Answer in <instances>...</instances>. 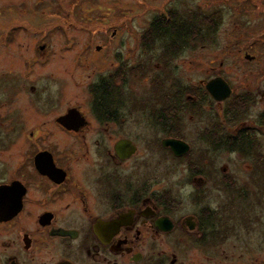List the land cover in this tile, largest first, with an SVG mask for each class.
<instances>
[{
  "label": "rangeland",
  "instance_id": "1",
  "mask_svg": "<svg viewBox=\"0 0 264 264\" xmlns=\"http://www.w3.org/2000/svg\"><path fill=\"white\" fill-rule=\"evenodd\" d=\"M21 1H32L34 7L9 6ZM169 11L187 25L194 22L199 33L188 36V45L171 58L167 74L164 63L154 59L162 43L146 52L139 40L153 16H166ZM205 16L212 19L211 25ZM121 64L128 71L141 66L145 76L138 78L125 70L127 85L114 97L121 104L124 123L114 124V142L124 136L139 148H155L165 137L149 115L157 112L152 103L160 107L150 83L156 76L165 78V87L195 90L219 75L232 86L233 95H251L241 119L234 123L226 121L232 119L228 105L235 96L222 102L202 100L199 110L179 114L181 139L191 146L189 158L196 162L195 158L205 156L200 165L189 168L186 158L174 159L161 150L155 152L154 164L145 168L147 183V176L156 179L149 188L168 191L174 197L176 215L204 207L214 212L221 208L233 227L224 254L212 245L188 246V237H183L180 249H173L167 244L171 238L163 237L157 254L166 258L162 264H238V253L232 248L235 235L242 231L244 236V225H264V0H0V115L17 119L15 111L25 120L22 107L27 106L29 80L46 82L51 97H57L58 81L65 84L64 102L50 116L68 106H89L87 82L99 80ZM240 128L247 129L253 140L246 156L215 146L207 135L213 130L220 134ZM146 158L153 154L146 152ZM202 170L208 178L196 187L191 178L197 172L203 176ZM214 218H219V212ZM263 251H257L258 263L264 259L260 257ZM126 262L118 257L119 264ZM241 264L251 263L245 258Z\"/></svg>",
  "mask_w": 264,
  "mask_h": 264
},
{
  "label": "flooded vegetation",
  "instance_id": "2",
  "mask_svg": "<svg viewBox=\"0 0 264 264\" xmlns=\"http://www.w3.org/2000/svg\"><path fill=\"white\" fill-rule=\"evenodd\" d=\"M28 4L34 7L32 1L9 6ZM188 36L185 42L183 35L172 39L180 53L188 45ZM125 70L138 78L145 76L141 66L128 71L121 64L99 80L87 82L89 106H68L55 116H50V111H57L59 102H64L65 84L58 81L57 97H51L46 82L29 80L27 106L22 107L25 120L19 118L20 112L14 111L19 119L0 115V264H119L118 257L127 264H162L166 258L157 254L163 237L171 238L167 244L173 249H180L183 237H188V246L212 245L224 254L233 232L224 210L215 213L204 207L178 216L174 197L168 191L151 190L156 179L151 181L147 176V183L145 177V168L154 164L156 151L167 152L174 159L186 158L189 168L200 165L205 156L193 162L188 156L191 146L176 156L170 148H162L161 140L155 148H139L124 136L114 142V124H123L124 114L113 113V104L118 101H114L111 84L119 81L117 73L122 71L120 83L127 85L129 74L125 78ZM106 85L109 89H104ZM229 86L231 94L226 99L233 96ZM195 90L189 89L181 106L201 97L215 100L204 84ZM261 96L264 98V91ZM152 109L156 110V103ZM69 112L70 119L62 122ZM149 115L155 123L153 113ZM121 138L131 140L135 148H115ZM20 143L22 148H18ZM146 152L153 158L147 159ZM197 173L191 178L196 187L208 178L206 171L202 170L203 176ZM244 226V236L238 231L232 246L238 253V264L245 258L251 264H264V259L257 262V251L264 249V225ZM176 258L173 255V260Z\"/></svg>",
  "mask_w": 264,
  "mask_h": 264
},
{
  "label": "trees",
  "instance_id": "3",
  "mask_svg": "<svg viewBox=\"0 0 264 264\" xmlns=\"http://www.w3.org/2000/svg\"><path fill=\"white\" fill-rule=\"evenodd\" d=\"M175 16L176 13H173V11H169L166 16H153L139 40V46H141L146 52H150L151 50L155 49L158 43H162V49L154 59L159 60L161 64L164 63L166 67L163 68V70L167 74L170 73V70L168 69L171 57L179 52L175 44L172 45V41L174 40L175 36L178 34L180 38V35H183V42H185L188 35H198L199 33V29L196 27L194 22L189 23L190 25H187ZM204 18L210 25L213 23L210 17L205 16ZM189 20L192 21L193 19L190 18ZM133 72H136V69H133ZM121 74L122 71H119L117 73L119 81H122ZM142 76H144V72ZM164 79V77L163 79H160L159 76H156L150 80L151 86H153L152 89H155L157 92L156 101L160 104V107L156 108L157 115H155L156 113H153L154 121L155 123L159 124L164 135L181 138V130L180 127H178L181 119L178 112H184L186 111V109H189L191 111L199 110V107L202 105V99L193 101L190 105L181 106L182 102H186L184 93L189 92V89L178 87V91L175 92L173 85L169 84L165 87ZM115 80L116 77L114 78V81ZM103 81L108 83L109 80L104 77ZM124 83L125 82H121L119 84H111L113 89V97L120 96V91L125 88ZM105 88L109 89V85H106V87L104 86V89ZM163 88L165 89L164 91H162ZM170 88H172L173 90H170ZM248 93L249 92L233 95L230 98L232 100V98L235 96L232 102L228 105V109L231 111L230 115H232V119L226 121L228 124L234 123L241 119V115H243L241 113H243L244 111L243 109L246 107L247 103L252 100L251 95H249ZM104 95L107 96L108 94L106 95L105 92ZM113 105V113L121 112L119 109V106L121 104L115 102ZM218 123V125H220V122ZM205 134H207V132ZM207 135H210L212 137V143L215 146L222 145L229 151L236 150L245 156L248 154V152H250V148H252L253 140L250 137L249 132L245 128H240L235 132L225 131L224 133L222 132L220 134H216V132L213 130L211 134Z\"/></svg>",
  "mask_w": 264,
  "mask_h": 264
},
{
  "label": "water",
  "instance_id": "4",
  "mask_svg": "<svg viewBox=\"0 0 264 264\" xmlns=\"http://www.w3.org/2000/svg\"><path fill=\"white\" fill-rule=\"evenodd\" d=\"M98 48V47H97ZM246 58H251L249 55L245 54ZM204 86L208 93L217 101H222L228 98L231 94V88L228 82L221 76H216L204 83ZM71 117V112L60 119L62 122L66 123ZM161 145L165 148H170L176 156L183 155L186 153L190 145L186 141L177 137H164L161 139ZM115 148H135V144L129 139L121 138L115 143Z\"/></svg>",
  "mask_w": 264,
  "mask_h": 264
},
{
  "label": "clouds",
  "instance_id": "5",
  "mask_svg": "<svg viewBox=\"0 0 264 264\" xmlns=\"http://www.w3.org/2000/svg\"><path fill=\"white\" fill-rule=\"evenodd\" d=\"M190 190V189H189Z\"/></svg>",
  "mask_w": 264,
  "mask_h": 264
}]
</instances>
